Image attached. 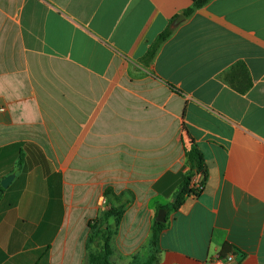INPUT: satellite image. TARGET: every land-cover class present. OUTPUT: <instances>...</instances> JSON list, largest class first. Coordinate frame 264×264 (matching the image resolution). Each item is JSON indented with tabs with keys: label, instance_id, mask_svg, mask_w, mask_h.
Wrapping results in <instances>:
<instances>
[{
	"label": "crops",
	"instance_id": "crops-1",
	"mask_svg": "<svg viewBox=\"0 0 264 264\" xmlns=\"http://www.w3.org/2000/svg\"><path fill=\"white\" fill-rule=\"evenodd\" d=\"M192 3L0 0V264H264V0Z\"/></svg>",
	"mask_w": 264,
	"mask_h": 264
},
{
	"label": "trees",
	"instance_id": "trees-1",
	"mask_svg": "<svg viewBox=\"0 0 264 264\" xmlns=\"http://www.w3.org/2000/svg\"><path fill=\"white\" fill-rule=\"evenodd\" d=\"M211 0H192V5L184 10L185 16H191L197 9L207 5ZM173 29L171 26L167 27L164 31H162L157 39L151 44L148 52H147V59H152L157 50L159 49L160 45L172 35ZM239 65L244 66L243 63H240ZM251 84V83H250ZM250 84L247 86L249 87ZM186 161L188 165V171L181 182L176 194L174 202L172 203L171 207L172 209H177L180 207L184 200L186 195L192 193L194 190L191 188V181L193 177L197 174L202 172L205 175V179L208 174V168L205 161V157L199 146L194 140L190 141V145L186 148ZM2 186H0V190H2ZM115 216L117 219L120 217L119 211H116L114 209H111L106 212L104 220H107L108 218ZM164 222L156 221L153 227V233L150 239V245L152 248V254L149 256L148 260L145 262V264H156L158 261V255L161 251V233L163 229L165 228ZM111 236L112 232H101L98 231L97 233L93 234V239L98 238L102 240L101 244V251L95 254H91V264H111L109 261V255L112 253V246H111ZM231 245L227 244L225 245L224 252L221 255H226V253L230 252Z\"/></svg>",
	"mask_w": 264,
	"mask_h": 264
},
{
	"label": "built area",
	"instance_id": "built-area-1",
	"mask_svg": "<svg viewBox=\"0 0 264 264\" xmlns=\"http://www.w3.org/2000/svg\"><path fill=\"white\" fill-rule=\"evenodd\" d=\"M204 179H205V175L200 172V173H197L192 181H191V188L194 190L192 193L193 194H199L203 188H204ZM233 259V255H227V256H221V255H218L216 256L215 258V261L218 262L219 264L223 263L224 261L226 260H232Z\"/></svg>",
	"mask_w": 264,
	"mask_h": 264
},
{
	"label": "water",
	"instance_id": "water-1",
	"mask_svg": "<svg viewBox=\"0 0 264 264\" xmlns=\"http://www.w3.org/2000/svg\"><path fill=\"white\" fill-rule=\"evenodd\" d=\"M185 15L184 14H180L174 22V25L177 24L181 19H184ZM15 177V174H10L8 176H6L5 178L2 179L1 181V185L3 188H7L9 186V184L11 183V181L13 180V178ZM157 221L159 222H166V211L165 209H161L159 211V214L157 216Z\"/></svg>",
	"mask_w": 264,
	"mask_h": 264
}]
</instances>
